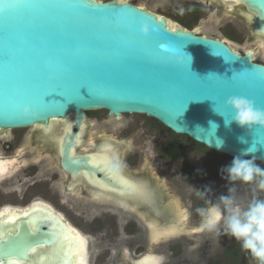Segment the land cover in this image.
<instances>
[{"label":"water","instance_id":"1","mask_svg":"<svg viewBox=\"0 0 264 264\" xmlns=\"http://www.w3.org/2000/svg\"><path fill=\"white\" fill-rule=\"evenodd\" d=\"M206 1L245 4L254 14L250 20L256 33L264 35V0ZM145 26L149 35L143 34ZM231 96H245L264 109V65L226 40L182 26L173 29L167 17L127 0H0L4 131L48 128L70 116L80 124L87 111L107 110L117 119L123 114L152 117L174 134L234 158L254 139L264 144V128L248 133L235 123L226 127L224 119L233 116L226 107ZM25 108L31 115L24 114ZM75 136L70 135L63 152V167L74 174L87 167V159L71 156ZM252 155L264 167V145H256ZM146 191L132 197L154 206L155 192ZM7 211L21 219L0 226L4 234L19 233L0 243L5 264H35L31 246L39 250L37 264L74 262L76 256L64 261L62 253L55 255L62 241L73 248L77 244L60 235L70 228L60 216L46 209L45 215L27 211L28 217L25 211ZM156 212L162 214L157 207Z\"/></svg>","mask_w":264,"mask_h":264},{"label":"flooded vegetation","instance_id":"2","mask_svg":"<svg viewBox=\"0 0 264 264\" xmlns=\"http://www.w3.org/2000/svg\"><path fill=\"white\" fill-rule=\"evenodd\" d=\"M211 2L223 4L228 16L237 17L240 21L247 23L251 40L255 39L253 41L259 44L256 50L247 52L252 53L254 62L264 65L262 59L264 35L256 33L252 25L250 17H254V14L249 12L246 5L241 2L208 1V3ZM206 35L216 38L209 34ZM237 51L241 54L247 53L241 50ZM131 116L144 118L152 127L159 125L160 128L162 126L166 129L165 126L152 117L140 114H123L120 119H117L115 116L111 117L107 110L87 111L85 119L80 124L76 122L74 116H70L66 120L50 122L48 128L37 125L7 131L0 129V213L7 212L8 209L16 211L34 210V213L45 215L42 210H51L55 214L51 212L52 216H60L64 222L69 224V229H74L75 233L83 238L86 248L83 246L82 260L86 264H89V258L96 250L93 249L94 247L90 242L91 236L80 230L62 209L81 210L87 216H93L97 211L117 212L119 210L118 214H115V212L112 215L115 220L114 225H117V220H119L126 227L132 224L138 225L140 223L139 217L140 221L146 224L153 245L165 238L168 240L201 234L204 230L197 232L195 229L197 226L189 227L186 224L185 215L187 217L188 212L184 211L181 202L170 194L165 181L161 177L152 174L148 170V165L143 166L139 172L134 169V150L139 148H134L131 139L114 136L126 125L122 119ZM29 130L31 131L30 138L16 137V134ZM72 134L76 136L73 139L71 156L87 159V167L80 169L76 174L66 171L63 167V152L66 144H69L70 135ZM171 140L172 138L164 144L163 151ZM22 141H24V145ZM107 149H113V152ZM73 152L75 155H73ZM97 154L111 158L108 167L103 171L100 168L93 167L89 160V157ZM184 156L175 160L167 157L164 152L162 153V159L169 162H180ZM141 157L144 158V154ZM115 162L122 165L119 174H115L110 170ZM260 165L263 167L262 164ZM194 174V169L187 168L183 170V178L186 182L194 177ZM110 176L123 177L129 181L130 185L142 184L146 189L153 190L156 195L154 198L156 200L155 207L142 198L132 197L133 194H138L133 187H126L119 179L111 180L108 178ZM243 188L248 190L247 186H241L240 192L249 195L242 190ZM177 189L179 188L177 187ZM156 207L161 210V215L157 214ZM99 219L100 217L97 216L93 219L94 230L100 228ZM198 227L201 228V223ZM156 233L169 234L154 239ZM210 235L213 237L214 233L211 232ZM117 241L113 239V243ZM191 241L195 242L196 240L191 239ZM129 243L132 247L133 243ZM65 246H69V244L65 242ZM75 247H77V244ZM230 249H237L238 257L244 254V250L240 246H232L227 249L226 254L228 257H230ZM108 251L111 253V249ZM124 252H119V256L123 259L127 254L125 252L124 255ZM38 253L39 250H36L35 256ZM45 253L50 254L51 250L48 248ZM84 256H87V258ZM79 259L75 257L72 264H79ZM240 261L239 264H241ZM124 262L125 264H141V262L143 264H161L162 259L159 255L145 253L131 260L127 258ZM251 262L256 264L254 261Z\"/></svg>","mask_w":264,"mask_h":264},{"label":"rangeland","instance_id":"3","mask_svg":"<svg viewBox=\"0 0 264 264\" xmlns=\"http://www.w3.org/2000/svg\"><path fill=\"white\" fill-rule=\"evenodd\" d=\"M127 1L167 17L175 27L182 26L226 40L233 48L242 52L258 48L259 44L253 41L255 39L251 40L250 38L251 33L247 23L240 21L237 17L228 16V12L221 3H208L206 0ZM196 5L200 6V11L193 15L191 12ZM187 23L190 24L189 27H187ZM262 59L264 60V49ZM122 120L126 125L114 136L131 139L134 148H139L134 150V169L139 172L143 166L148 165V170L152 174L161 177L170 194L175 196L181 202L184 211L188 212L185 219L186 224L189 227L197 226L195 229L200 232L202 228L198 226L201 223V218L196 209L204 206L205 199L197 195V190L211 186L212 191L207 194V198L212 200L226 193L229 184L222 178L220 169L229 165L232 159L221 154H209L202 145L197 144L201 152L188 144L185 156L180 162L163 160V146L174 136L172 133L162 126L160 128L159 125L150 126L142 117L131 116ZM16 137L28 139L31 137V131L16 134ZM181 137L183 138V136ZM22 144L24 145V141ZM142 153L144 158L141 157ZM187 168L195 170L194 177L188 179V182L183 178V170ZM261 195L264 196V194ZM62 211L80 230L91 236L90 242L93 249L96 250L89 258V264H125V259L131 260L145 253L161 256V264H231V259L226 254L227 249L232 246H240L229 235L214 233L212 237L211 232L206 230L191 237L161 239L153 245L151 234L139 217L138 225L132 224L126 227L119 220H117L118 224L114 225L115 220L112 215L116 211H97L93 216H87L81 210L62 209ZM118 212L120 211L118 210L115 214ZM95 216L100 217L99 226L101 229L94 230L95 224L92 222ZM198 229L201 230L198 231ZM113 239L118 241L113 243ZM191 239L196 241H191ZM129 242L133 243L132 247ZM110 249L111 253L108 251ZM120 251L127 252V254L124 252L127 258L126 256L124 259L120 257ZM236 258L241 259V264H252L244 254H241L240 257L236 255L234 260Z\"/></svg>","mask_w":264,"mask_h":264},{"label":"clouds","instance_id":"4","mask_svg":"<svg viewBox=\"0 0 264 264\" xmlns=\"http://www.w3.org/2000/svg\"><path fill=\"white\" fill-rule=\"evenodd\" d=\"M143 34L149 35L148 26L143 28ZM226 107L233 112L231 120L224 119L226 127L235 123L248 133L255 128H264V109L247 97L231 96L226 101ZM24 114L31 115L30 109L25 108ZM212 125L215 129L218 127ZM240 141L246 143L244 137H240ZM222 146L223 141L217 140V147ZM255 151L254 147L243 150L229 165L220 169L222 178L229 184L226 193L212 200L207 198L212 191L211 186L197 190V195L205 199V204L196 211L201 218L202 230L231 236L256 264H264V196L261 195L264 194V167L252 155ZM110 170L119 174L122 165L115 162ZM241 186H247L250 194H242L239 190Z\"/></svg>","mask_w":264,"mask_h":264},{"label":"snow or ice","instance_id":"5","mask_svg":"<svg viewBox=\"0 0 264 264\" xmlns=\"http://www.w3.org/2000/svg\"><path fill=\"white\" fill-rule=\"evenodd\" d=\"M256 145H264L259 143L258 141H256L254 139V143L253 146L256 149ZM61 151H63V149H61ZM73 155H75V153L73 152ZM110 157L102 155V154H97V155H93L91 157H89V160L91 161L93 167L96 168H100L101 171L105 170L109 163H110ZM85 175L87 173H84ZM111 180H116L119 179L121 181L122 184H124L126 187L127 186H131L133 187V189L135 191H137L138 193H140L141 195H146L147 191L144 185L140 184V185H130L129 181L123 177H118V176H110L108 177ZM24 217H28L30 215L29 212H25ZM186 218V215H185ZM21 219V217L19 215H17L16 213L13 212H3L0 213V226H2L5 223H15V221ZM31 223V222H29ZM201 229H198V231ZM15 232V234H19L18 233V229L17 230H12L9 231L7 234H4L3 232H0V243H3L4 241L7 240L8 236L13 235ZM169 233H156L154 236V239H159L161 238V236L163 235H168ZM61 236H66L69 240L75 241L77 243V247L73 248L72 246H65L63 244V241L61 242L60 245H57L56 251H55V255L59 256L63 255V259L64 261L70 260L73 256H76L79 259V264H83V260H82V252H83V246H84V241L83 238L80 237V235L78 233H75L74 229H63L60 233ZM30 250L32 253L36 252V247L35 246H31ZM0 264H5V261L3 259H0ZM9 264H19L18 261L16 260H11L9 261ZM141 264H143V262H141Z\"/></svg>","mask_w":264,"mask_h":264},{"label":"trees","instance_id":"6","mask_svg":"<svg viewBox=\"0 0 264 264\" xmlns=\"http://www.w3.org/2000/svg\"><path fill=\"white\" fill-rule=\"evenodd\" d=\"M200 11V6L199 5H196L193 10H192V14L195 15V13H198ZM187 27L190 26V24H186ZM167 129V128H166ZM170 133H173L171 132L169 129H167ZM174 135V133H173ZM190 144V146L192 148H196L198 151H201L199 149V147L197 146L198 143L194 142L193 140H191L190 138L184 136L183 138L181 136H178V135H174L172 137V140L164 147V154L169 157V158H172V159H180L184 156V154L186 153V148H187V145ZM200 145V144H199ZM203 146V145H202ZM205 147V146H204ZM207 150V152L209 154H213L214 152L211 151L210 149H208L207 147H205ZM202 152V151H201ZM203 153H205L203 151ZM230 259H231V263L232 264H239V261L241 259L239 258H236V255L238 257V252H237V249L236 250H233V249H230ZM244 253V256L248 259V260H251V261H254L256 262L250 254L246 253L245 251L243 252Z\"/></svg>","mask_w":264,"mask_h":264},{"label":"bare ground","instance_id":"7","mask_svg":"<svg viewBox=\"0 0 264 264\" xmlns=\"http://www.w3.org/2000/svg\"><path fill=\"white\" fill-rule=\"evenodd\" d=\"M170 24H171V26L170 27H172L173 29L175 28V25H174V23H172V22H170ZM244 191V190H243ZM247 194H250V193H248L247 192ZM8 212V211H7ZM25 212H27V211H25ZM165 237V236H164ZM88 244V243H87ZM85 246V248H86V244L84 245ZM33 257H34V259H35V264H37L38 262H37V257H39V253L38 254H36V256H35V254L33 253ZM84 257H86L87 258V256H84ZM149 258V257H148ZM84 259V258H83ZM83 263H85L86 264V262H83Z\"/></svg>","mask_w":264,"mask_h":264}]
</instances>
